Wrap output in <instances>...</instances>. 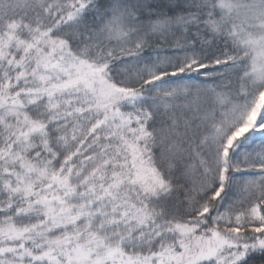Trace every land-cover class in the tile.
Listing matches in <instances>:
<instances>
[{
    "label": "snow or ice",
    "instance_id": "obj_1",
    "mask_svg": "<svg viewBox=\"0 0 264 264\" xmlns=\"http://www.w3.org/2000/svg\"><path fill=\"white\" fill-rule=\"evenodd\" d=\"M0 264H264V0H0Z\"/></svg>",
    "mask_w": 264,
    "mask_h": 264
}]
</instances>
